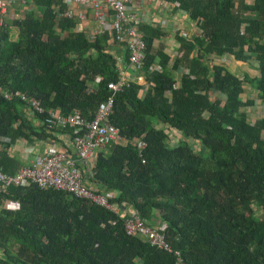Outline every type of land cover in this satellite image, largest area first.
I'll list each match as a JSON object with an SVG mask.
<instances>
[{"label": "trees", "instance_id": "trees-1", "mask_svg": "<svg viewBox=\"0 0 264 264\" xmlns=\"http://www.w3.org/2000/svg\"><path fill=\"white\" fill-rule=\"evenodd\" d=\"M27 1L33 10L0 28V88L13 95L0 93V139L9 140L0 144V168L8 174L22 165L13 146L53 142L72 155L75 135L50 133L17 94L90 121L118 78L117 58L128 68L127 51L111 50L107 36L89 42L71 32L72 21L56 22L59 0ZM164 1L198 20L200 35H175L172 59L161 43L169 31L139 26V80L116 94L110 117L124 143L99 152L86 174L120 213L64 191L12 186L0 194V264H264V116L248 120L255 103L244 89L253 87L264 107V0ZM225 55L254 58L259 77L212 65ZM179 68L186 73L173 91ZM127 207L149 225L164 224L160 232L181 263L127 234Z\"/></svg>", "mask_w": 264, "mask_h": 264}, {"label": "built area", "instance_id": "built-area-1", "mask_svg": "<svg viewBox=\"0 0 264 264\" xmlns=\"http://www.w3.org/2000/svg\"><path fill=\"white\" fill-rule=\"evenodd\" d=\"M59 3L53 8L56 22L72 21L74 26L71 32L82 34L89 42H93L97 37L107 36L110 46L117 45L127 51L128 68L120 66L121 58H117L118 78L108 85L107 100L99 105L94 118L90 121L80 116L78 112L64 116L57 109L45 108L35 98L17 94L27 104V115L42 116L44 125L50 133L67 129L75 131V135L70 139L72 155L59 143L52 142L50 150L37 155L27 166H22L14 174H8L0 168V194L7 193L12 186L35 184L42 189L70 193L77 198L120 213V210L110 203V194L103 195L91 188L86 174L94 169L99 152L107 150L114 143H124L119 130L110 122V117L116 94L127 88L132 81L139 80L135 74L143 67L145 50L139 26L144 23L152 25L148 19H145L146 14L152 9L166 16L165 20L158 23L162 30L171 28L170 21L173 22L176 19L174 12L187 18L196 27L195 36L200 35L199 21H192L186 13L178 9L176 3L164 0H59ZM30 10H33V7L27 0H0V28L8 26L13 20L22 18ZM176 56L175 51L171 57L174 59ZM153 70L160 72L158 66H154ZM185 73L183 68H179L174 73L171 90L174 91L179 87L180 76ZM0 93L7 100L13 98L12 94L5 92L2 88ZM1 142H9V140L1 138L0 144ZM137 146L142 151L146 148V143L141 140ZM122 211L125 230L129 236L142 238L151 247L174 254L178 262H182L181 253L174 251L165 235L160 232L165 228L164 224L158 227L149 225L141 218L138 211L129 207Z\"/></svg>", "mask_w": 264, "mask_h": 264}, {"label": "crops", "instance_id": "crops-1", "mask_svg": "<svg viewBox=\"0 0 264 264\" xmlns=\"http://www.w3.org/2000/svg\"><path fill=\"white\" fill-rule=\"evenodd\" d=\"M174 13L176 14V19L173 22L170 21V24L172 23L171 28L173 30H171V28L168 29L167 31H169V38L161 41L162 45L164 46V51L166 53L168 52L169 55H172L177 50L178 47L175 41V35L184 36L187 38H194L196 34V27H194L187 18L178 15L176 12ZM165 18L166 16L158 14L153 9L149 11L145 17V19L149 20L148 22L150 24L156 25L155 27H159L158 23L165 20ZM110 48L113 51L117 49L123 51V49L117 45H113ZM117 57H121L120 53L117 54ZM211 63L212 65L214 64L226 68L229 72L235 74L240 79L243 78L257 79L259 77L258 65L254 60V58L245 62H240V61H236L232 56L225 55L221 58H215V59L213 58ZM244 89H245V94L248 95V97L250 96V94L252 95L253 99L252 98L250 99L254 100L255 103V105L252 108L248 107V109L246 110V112L248 113L247 115L248 120L250 122L251 121L253 122L256 121L258 118H260L261 116H264V107L257 106L258 103L256 100L257 96L256 93L254 92L253 87L245 83ZM51 148H52V144L50 142H44V141L43 142L38 141L33 144L19 143L11 148L10 153L12 156L17 157L20 160V162L22 163L21 165L22 167V166H27L34 157L43 153L44 151L50 150ZM158 225L161 226L163 224H158Z\"/></svg>", "mask_w": 264, "mask_h": 264}, {"label": "rangeland", "instance_id": "rangeland-1", "mask_svg": "<svg viewBox=\"0 0 264 264\" xmlns=\"http://www.w3.org/2000/svg\"><path fill=\"white\" fill-rule=\"evenodd\" d=\"M250 94V93H249ZM248 96V95H247ZM250 98H252V95L250 94V96H249ZM253 99V98H252ZM254 99H255V97H254ZM256 111H257V109H256ZM157 224H159V222L158 221H156V225ZM159 226V225H158Z\"/></svg>", "mask_w": 264, "mask_h": 264}]
</instances>
